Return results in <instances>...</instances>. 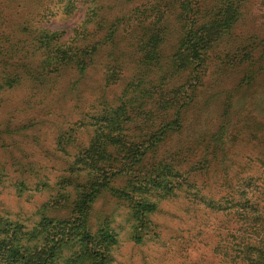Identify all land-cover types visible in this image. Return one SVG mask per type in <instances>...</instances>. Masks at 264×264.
Segmentation results:
<instances>
[{"label":"trees","instance_id":"obj_1","mask_svg":"<svg viewBox=\"0 0 264 264\" xmlns=\"http://www.w3.org/2000/svg\"><path fill=\"white\" fill-rule=\"evenodd\" d=\"M104 1L0 0V104L4 93L27 84L49 94L64 75L76 76L74 86L94 70L104 87L122 82L113 98L89 104L78 118H58L53 146L61 163L23 153L1 164L0 264H112L121 224L141 244L156 236L162 204L180 196L209 211L234 210L228 215L245 226L238 243L215 247L216 255L231 257L228 264H264V210L248 195L255 179L239 184L231 157L239 160L241 151L229 153L242 139L253 145L249 160L264 168V136L255 130L264 124L235 106L242 91L264 87V37L235 39L247 0H141L114 14ZM80 9L85 18L70 35L43 26L53 11ZM239 74L226 88L206 84ZM212 101L213 117L201 121ZM6 188L17 198L46 193L47 200L33 214H13L1 200ZM102 200L120 208L125 224L99 215Z\"/></svg>","mask_w":264,"mask_h":264},{"label":"rangeland","instance_id":"obj_2","mask_svg":"<svg viewBox=\"0 0 264 264\" xmlns=\"http://www.w3.org/2000/svg\"><path fill=\"white\" fill-rule=\"evenodd\" d=\"M196 1L200 3V0ZM103 3L112 6L110 12L114 14L120 10L126 11L139 6L141 0H106ZM242 12L239 28L235 30V39L247 41L253 37H264V0H247ZM53 14L44 21L43 26L51 31H64L70 35L85 18V9H80L69 16L58 11H53ZM174 44L175 37L172 36L164 47L166 55L172 52ZM240 78V74L229 77L215 75L206 80V84L211 86L218 80L220 81L218 86H223V83L232 85L234 79ZM75 81L74 74L64 75L58 79L57 86L49 94L41 89L43 87L32 89L33 87L28 84L3 94V102L0 104V131L17 130L23 126L26 130L15 136L12 134L8 136L7 133L2 132L0 138L5 142H0V166L10 164L13 159L20 157L23 153L30 155L33 161L43 159L42 161L48 166L61 163L56 161L55 146H53L57 133L56 127L61 122L58 118L63 114L70 116L66 118V121L78 118L77 111L86 113L89 104L97 105L99 99L113 98L122 85L120 82L114 87H104L98 70L86 74L76 86H74ZM223 87L226 88V86ZM205 89L204 86L201 91ZM235 106L245 108L243 115L252 118L255 123L264 124V87L256 86L242 91L238 94ZM214 108L215 103L212 101L201 121L213 117L209 111ZM54 123L58 124L55 126ZM65 127L67 128V125ZM255 130L258 135L264 136V130L262 131L260 124L255 126ZM252 146L239 139L238 144L234 145L229 153L241 151L239 160L231 157V161L234 160L237 163L233 169L241 173V176H238L239 184L247 181L248 178L255 179L248 190V195L253 198L258 197L257 207L262 211L264 210V168L255 161V158L249 160L247 157L246 153H251ZM43 151H47L48 154L42 153ZM9 173L12 174V171ZM5 190L1 197L3 207L13 214H33L35 209L47 200L46 193L31 195L25 193L21 198H17L10 188ZM102 201L98 203L99 215L111 213L117 221L125 224L124 213H121L120 208L115 209L114 203L108 200ZM194 205L182 196L164 202L161 211L154 217L157 225L156 236L150 234L151 236H147L141 244L133 243L127 235L128 226L121 224L123 241L113 251L112 264H228L227 261L231 257L216 255L214 248L218 247L222 252L235 246L239 241V232L245 229V226L241 227V224L234 220L233 215H228L234 210L217 212ZM193 210L196 213H193ZM52 215L64 217L65 212L54 211ZM222 234L226 236L222 237Z\"/></svg>","mask_w":264,"mask_h":264}]
</instances>
